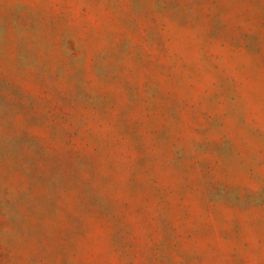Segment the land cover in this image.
<instances>
[{"label": "rangeland", "instance_id": "obj_1", "mask_svg": "<svg viewBox=\"0 0 264 264\" xmlns=\"http://www.w3.org/2000/svg\"><path fill=\"white\" fill-rule=\"evenodd\" d=\"M0 264H264V0H0Z\"/></svg>", "mask_w": 264, "mask_h": 264}]
</instances>
